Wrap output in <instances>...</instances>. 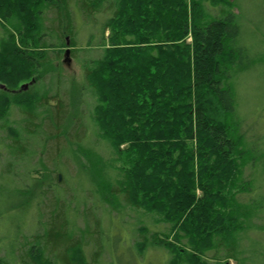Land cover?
<instances>
[{
  "label": "trees",
  "instance_id": "1",
  "mask_svg": "<svg viewBox=\"0 0 264 264\" xmlns=\"http://www.w3.org/2000/svg\"><path fill=\"white\" fill-rule=\"evenodd\" d=\"M236 11V0H0V179L17 166L11 209L33 217L0 264L118 261L97 240L115 220L131 227L132 260L148 250L168 264L241 260L238 242L259 214L240 202L252 183L230 125L231 79L247 68ZM84 20L99 35L94 44L88 30L86 49L103 53L81 65L78 96L92 109L76 108L107 157L64 131L76 104L60 90L58 61L84 52ZM32 127L43 147H25ZM132 214L150 222H127Z\"/></svg>",
  "mask_w": 264,
  "mask_h": 264
},
{
  "label": "rangeland",
  "instance_id": "2",
  "mask_svg": "<svg viewBox=\"0 0 264 264\" xmlns=\"http://www.w3.org/2000/svg\"><path fill=\"white\" fill-rule=\"evenodd\" d=\"M236 7L237 11L235 13H238V15L235 20L240 30L238 43L246 50L247 60L244 64H246L247 68L242 72L235 73L231 79L235 109L230 118V125L233 131L232 139H241V144L246 151L243 176L247 177L252 183V192L244 194V198L240 202L251 205L258 212L259 219L254 220V227H249L238 242L239 252L243 254L241 260H222L221 262L209 260V262L211 264H264V0H236ZM83 22L86 32H80L81 34L77 36L78 43L76 48L81 49L85 53H77L76 58L71 56L73 62L69 69H64L60 65L61 59L58 61V65L61 73L63 72L62 74L67 78L63 81L60 90L67 93L70 106L76 104L77 101H81L83 115L87 117L89 115L88 112L92 109L89 104L92 106L94 102L85 94L84 96H78V89L82 83L81 65L85 64L87 59L101 57L103 51L98 48L86 49L89 37L87 34L88 30L94 34V44L99 42V35L98 26L91 25L86 20ZM25 84L29 83L22 84L20 89ZM55 89L56 87L53 85L50 90L53 91ZM50 104L52 103L50 102ZM77 105L71 106V109L68 108L69 111H67L64 126L66 130L64 131L68 130V133L72 134V139H76L74 135L76 133L78 134L76 135L79 137L78 139L81 141L86 139L87 143L91 144L83 143L82 148L93 150L99 156L107 157V149L95 142V139L89 140L87 137V119L77 110ZM55 114L56 112H53L51 117L56 118ZM34 127L32 129L35 132L31 133L30 141L25 146L30 147L29 149L39 146L43 147V141L38 139L40 128ZM71 127H75L74 134ZM83 130L84 132H82ZM23 134L27 133L23 132ZM3 136L4 134L1 133V139ZM33 142L36 143L33 144ZM51 143L55 145L54 142ZM41 155L39 157L47 160V156L43 157ZM71 166L70 172L74 175L73 164ZM4 170H8V175L4 176L6 180L0 179V258H4L5 252L10 254V249L14 246L13 241L18 236L17 230L22 228L25 222L28 223L33 219L30 213H19L11 209V206L16 204V201L10 190L14 189L19 183L18 180H15L17 178H13L14 174H19V171L15 164L12 166L6 165ZM84 184H86V181H84ZM74 186H76V183H74ZM85 187L87 189L88 185ZM132 215V217L127 218V222L133 223L138 220L141 225H146V223L150 222L149 219L138 217L135 214ZM114 223L111 226L102 223L98 228V231H101L102 234L97 235V240L99 245L107 248L115 245L117 247L118 261L110 260V262H106L107 258L105 257L106 259H104L102 257L100 264H168L170 257L160 250H148L146 256L141 260L137 259V257L133 260L130 259L127 250L130 249L131 227H127L125 224L123 226L116 220Z\"/></svg>",
  "mask_w": 264,
  "mask_h": 264
},
{
  "label": "water",
  "instance_id": "3",
  "mask_svg": "<svg viewBox=\"0 0 264 264\" xmlns=\"http://www.w3.org/2000/svg\"><path fill=\"white\" fill-rule=\"evenodd\" d=\"M72 60H73V58L71 57L69 48L65 49V51L62 55L61 61H60V65L64 69H69L72 66V62H73ZM27 86H28V84H25L21 87V89H25V88H27ZM59 180H60V176H59Z\"/></svg>",
  "mask_w": 264,
  "mask_h": 264
}]
</instances>
